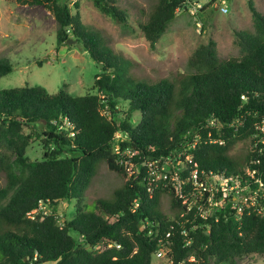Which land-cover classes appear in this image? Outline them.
<instances>
[{
    "label": "trees",
    "instance_id": "trees-1",
    "mask_svg": "<svg viewBox=\"0 0 264 264\" xmlns=\"http://www.w3.org/2000/svg\"><path fill=\"white\" fill-rule=\"evenodd\" d=\"M7 1L48 9L58 24L57 49L72 35L100 72L90 89L95 92L83 95L50 94L40 85L0 90V264H152L160 249L167 250L170 264H233L237 258L264 256V219L245 205L240 211L227 207L207 218L195 216L173 184L156 186L147 178L146 164L180 161L184 198L195 188L186 180L193 171L200 181L205 174H237L248 167L260 179L249 178L250 189L264 190V141L253 137L264 119V14L251 0L254 31H235L242 55L221 60L209 40L194 51L191 70L177 83L133 76V62L83 25L65 0ZM194 1L157 0L138 23L145 38L156 42L177 9L186 12ZM93 3L126 22L127 11L116 0ZM210 5L203 3L198 14ZM11 71L10 59L1 56L0 78ZM120 101L127 103L125 111L118 109ZM134 111L140 113L136 123ZM118 133L122 141L115 152ZM249 138L251 148L242 159L230 155L235 143ZM34 139L43 154L29 160L27 146ZM100 162L124 181L110 198L83 209L84 191ZM163 195L176 210L173 218L160 208ZM40 200L54 212L59 201L75 200L74 216L62 226L54 213L31 218Z\"/></svg>",
    "mask_w": 264,
    "mask_h": 264
},
{
    "label": "rangeland",
    "instance_id": "rangeland-1",
    "mask_svg": "<svg viewBox=\"0 0 264 264\" xmlns=\"http://www.w3.org/2000/svg\"><path fill=\"white\" fill-rule=\"evenodd\" d=\"M65 1L72 13L78 12L83 25L97 31L113 51L133 62L130 68L133 76L151 81L168 78L179 82L191 70L188 60L194 51L209 40L215 42L219 59L239 57L242 52L235 31H254L249 0H226V13L219 10V0H203L204 4L211 5L196 18L200 27L192 16L182 11L167 24L164 32L153 44L145 38L138 23L147 19L151 5L157 0H116V3L127 11L125 23L104 14L95 7L93 0ZM251 2L264 14V0ZM57 29V22L45 7L0 0V57H7L12 63V71L0 78V90L23 85H40L50 94L59 90L72 95L95 92L90 89L100 72V66L82 50L81 43L72 35L70 41L57 49ZM127 107L124 101L118 103V109L121 111H125ZM139 117L140 113L134 111L131 122L136 123ZM25 132L28 130L25 129ZM121 141L122 135L115 136V152H119ZM250 142V138L238 141L230 149V155L242 159L251 148ZM42 154L39 140H31L26 151L28 159H40ZM123 154L127 157L133 155L129 151ZM125 163L134 172L139 170V166L132 165L130 161ZM177 165L181 163L174 158L154 162L152 169L157 177L153 183L156 186H164L163 176L172 175ZM123 181L124 178L120 174L109 170L104 162H100L97 173L84 191L81 200L83 209L92 210L94 201L98 198H110L113 190L122 185ZM3 184L4 179L1 178L0 185ZM247 193L251 194L248 190ZM74 206L75 200H61L57 203L55 213L58 225H64L65 221L74 216ZM160 208L170 218L176 213V210L170 207L167 195L162 196ZM70 234L78 239L75 232L71 231ZM101 247L102 244H99L94 249ZM190 260H193V257H190ZM152 264H170L167 250H163L161 257L155 256ZM233 264H264V256L249 255L237 258Z\"/></svg>",
    "mask_w": 264,
    "mask_h": 264
},
{
    "label": "built area",
    "instance_id": "built-area-1",
    "mask_svg": "<svg viewBox=\"0 0 264 264\" xmlns=\"http://www.w3.org/2000/svg\"><path fill=\"white\" fill-rule=\"evenodd\" d=\"M211 1V0H210ZM203 0H195L191 6L187 8V13L196 20L199 9L203 5ZM219 10L223 13L227 12L226 0H219ZM218 7V6H217ZM180 10L177 9V13ZM196 24H200L196 20ZM200 27V25H198ZM256 134L261 137V141H264V119L256 125ZM119 134V133H118ZM116 134L115 136H117ZM169 159V158H163ZM162 160H152L146 162L148 166L147 178L152 182L156 179L155 171L152 169L154 162ZM178 161V160H177ZM180 162V161H179ZM179 166L177 165L173 170V174L170 176L165 174L163 176L164 186L171 183L174 186L175 193L183 198V204L186 205L187 209L195 208L194 215L202 218L216 215L217 211L229 207V209H237L240 211L242 206L245 205L250 211L264 219V190L258 189L251 190L249 187V178L254 179L255 182L260 183L259 177L254 176V171L245 167L241 172L237 174H205L200 181L197 180L196 171L191 173V176L187 178V181H192L195 188L188 191V196L184 198L182 194V181L179 179ZM169 176V177H168ZM173 180V181H171ZM247 190L251 193H247ZM253 196V197H251ZM232 197L233 202L229 199ZM244 199V200H241ZM56 213L53 210V206L45 201L40 200L37 206L32 210L31 218H35L37 215H48ZM163 250H159L156 253V257H161Z\"/></svg>",
    "mask_w": 264,
    "mask_h": 264
},
{
    "label": "water",
    "instance_id": "water-1",
    "mask_svg": "<svg viewBox=\"0 0 264 264\" xmlns=\"http://www.w3.org/2000/svg\"><path fill=\"white\" fill-rule=\"evenodd\" d=\"M68 41H70V39H68Z\"/></svg>",
    "mask_w": 264,
    "mask_h": 264
}]
</instances>
